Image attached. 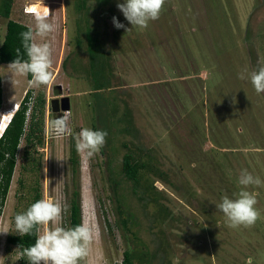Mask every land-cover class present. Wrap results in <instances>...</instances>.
Returning a JSON list of instances; mask_svg holds the SVG:
<instances>
[{
    "label": "rangeland",
    "instance_id": "obj_1",
    "mask_svg": "<svg viewBox=\"0 0 264 264\" xmlns=\"http://www.w3.org/2000/svg\"><path fill=\"white\" fill-rule=\"evenodd\" d=\"M78 2L15 0L12 8V20L34 28L29 8L49 6L56 31L46 38L53 50L51 83L30 87L28 76L0 64V135L29 91L30 106L39 93L47 101L43 145L25 160L22 141L0 215V232H8L0 233V264H21L22 250L7 239L17 234L15 216L30 205L36 187L41 199L66 206L61 225L68 227L74 180L80 184L82 223L94 231L81 264H121L128 249L139 255L135 264H264V92L238 78L245 68L264 66V0H166L159 19L128 32L131 25L117 8L123 0H87L82 12ZM113 17L125 28L117 29ZM6 25L0 12V47ZM88 28L103 43L100 77L90 65ZM100 78L107 86L97 91ZM64 98L71 100L70 111L54 113L52 100ZM126 113L132 134L123 131ZM67 114L76 133L85 127L107 132L92 158L76 150V173L74 137L49 132L50 121ZM127 142L140 146L159 173H144L142 187L151 189L154 201L139 199L125 181ZM35 158H41L39 171ZM243 169L261 179L247 189L258 193L260 218L251 227L232 228L216 204L223 195L235 198Z\"/></svg>",
    "mask_w": 264,
    "mask_h": 264
},
{
    "label": "clouds",
    "instance_id": "obj_2",
    "mask_svg": "<svg viewBox=\"0 0 264 264\" xmlns=\"http://www.w3.org/2000/svg\"><path fill=\"white\" fill-rule=\"evenodd\" d=\"M165 2L166 0H123L117 3V8L123 13L131 28H125L116 17L112 18V22L117 29L125 28V32L132 28L146 29L150 21L159 19ZM49 16L50 11L47 9L43 13L34 14V28L29 27L27 31L20 33L23 54L20 49H16V59L8 65L15 75L30 74L31 79L28 81L30 87L47 85L53 80L51 70L53 50L46 38L56 31V25L50 22ZM238 78L250 79L257 94L264 92V66L252 72L245 68L238 74ZM234 101L235 97L233 103ZM49 132L56 137H74L76 150L83 154L85 159L92 158L106 144L107 132L104 130L85 127L78 133L74 132L70 125V114L51 120ZM261 183L258 176H253L247 169H243L238 176L240 190L233 193L235 198L228 195L221 197L216 208L223 213L229 227H251L260 218V212L255 207L258 193L247 189L250 186H260ZM64 211L66 206L62 207L60 203L52 200L40 199L31 204L26 211L16 214V233L19 236L36 235L35 243L20 252L21 258L26 257L28 264H81L88 257L94 238L92 226L84 223L74 227L62 226ZM49 225L52 226L48 227ZM39 226H44L42 232ZM248 264H252L251 259Z\"/></svg>",
    "mask_w": 264,
    "mask_h": 264
},
{
    "label": "trees",
    "instance_id": "obj_3",
    "mask_svg": "<svg viewBox=\"0 0 264 264\" xmlns=\"http://www.w3.org/2000/svg\"><path fill=\"white\" fill-rule=\"evenodd\" d=\"M78 11L82 12L87 9V0H78ZM15 3V0H2L1 1V16L7 20V33L5 39L0 47V64H10L16 59V49H20L23 54V48L21 43L20 33L27 31L29 26L21 24L17 21L11 19L12 8ZM79 26V31H81ZM87 41H88V51L90 56V65L92 69L97 72L99 77L105 71V61L102 56H100L102 46V41L94 29H87L86 32ZM77 45H81V40H77ZM26 58V56L24 57ZM67 60H65L66 62ZM65 62L63 67L65 68ZM28 79H31V75H28ZM98 79L96 81V89L102 90L107 86V83ZM3 82L2 77L0 76V115L3 110ZM33 92L29 91L18 106L17 111L15 112L11 122L7 129L5 130L2 138L0 139V215L2 214L3 207L5 205L12 179L15 173V169L18 162V157L21 153L22 141H25L24 152L22 154L23 159H31L32 151H37L39 146L43 145L44 142V131H45V108H46V98L43 93H39L35 99L33 107H30V98L32 97ZM124 121H127V128L123 131L133 133L134 127L133 122L129 118V114H125ZM126 117V118H125ZM130 120V121H128ZM124 148L126 153L123 157L122 172L125 178V181L131 184L133 192L141 199L142 201L150 200L154 201L153 194L149 187L143 189V180L144 173L151 172L159 174L155 171L154 166L149 160H145V153L143 154V149L140 146L133 147L132 145L124 143ZM73 156L71 158L72 170L75 172L78 170L79 161L75 158L76 148L72 149ZM41 158H35L33 161V168H36L37 171L41 168ZM76 173V172H75ZM78 177V175H77ZM80 184L79 181H73V196L70 199L69 215H68V227H74L82 223V208H81V195H80ZM143 189V190H141ZM35 195L30 205L41 199V194L39 189L36 187ZM28 205L27 208L30 206ZM26 208V210H27ZM25 210V211H26ZM119 224L126 230L127 221L124 219L119 220ZM36 235H27L19 236L18 234L11 235L7 239V244L9 246H15L23 250L24 248L30 247L35 243ZM139 255L136 252H133L131 249H128L124 253V260L121 264H135ZM21 264H28L27 258L24 257L21 259ZM142 264V263H139Z\"/></svg>",
    "mask_w": 264,
    "mask_h": 264
},
{
    "label": "water",
    "instance_id": "obj_4",
    "mask_svg": "<svg viewBox=\"0 0 264 264\" xmlns=\"http://www.w3.org/2000/svg\"><path fill=\"white\" fill-rule=\"evenodd\" d=\"M51 107H52V111L54 113H58V112H61V111L62 112L70 111V109H71V100H70V98H64V99H62L61 102L58 99L52 100Z\"/></svg>",
    "mask_w": 264,
    "mask_h": 264
},
{
    "label": "bare ground",
    "instance_id": "obj_5",
    "mask_svg": "<svg viewBox=\"0 0 264 264\" xmlns=\"http://www.w3.org/2000/svg\"><path fill=\"white\" fill-rule=\"evenodd\" d=\"M49 10L50 11V8H49V6H46V5H44V6H42V5H39V4H32V6L29 8V12H31V13H33V14H36V13H43L45 10ZM17 108H18V106H17ZM17 110V109H16ZM16 110L15 111H13L12 113H11V115L7 118V120H8V123H10V119L13 117V114L16 112ZM2 115V114H1ZM0 119H1V117H0ZM9 125V124H8ZM7 127V126H6ZM6 129V128H5ZM5 131V130H4ZM3 131V132H4Z\"/></svg>",
    "mask_w": 264,
    "mask_h": 264
},
{
    "label": "crops",
    "instance_id": "obj_6",
    "mask_svg": "<svg viewBox=\"0 0 264 264\" xmlns=\"http://www.w3.org/2000/svg\"><path fill=\"white\" fill-rule=\"evenodd\" d=\"M22 24H24V23H22ZM25 25H27V24H25ZM28 26V25H27ZM2 82H3V78H2ZM18 106V105H17ZM17 106H13V107H15V109H17Z\"/></svg>",
    "mask_w": 264,
    "mask_h": 264
},
{
    "label": "built area",
    "instance_id": "obj_7",
    "mask_svg": "<svg viewBox=\"0 0 264 264\" xmlns=\"http://www.w3.org/2000/svg\"><path fill=\"white\" fill-rule=\"evenodd\" d=\"M27 13H30V12H29V11H27ZM30 104H31V101H30ZM33 105H34V103H33ZM33 105H32V106H33ZM32 106H30V107L32 108Z\"/></svg>",
    "mask_w": 264,
    "mask_h": 264
}]
</instances>
